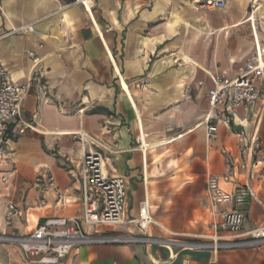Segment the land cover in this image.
<instances>
[{
  "label": "crops",
  "instance_id": "obj_1",
  "mask_svg": "<svg viewBox=\"0 0 264 264\" xmlns=\"http://www.w3.org/2000/svg\"><path fill=\"white\" fill-rule=\"evenodd\" d=\"M204 1L0 0V65L16 86H30L0 155V235L83 217L84 150L102 154L129 193L123 224L83 226L88 233L139 235L134 221L147 204L154 238L212 236L234 206L213 207L210 177L228 194L250 187L244 231L264 225V101L236 109L230 128L211 122L216 138L207 137L205 121L213 79L238 77L264 48V0H225L211 10ZM76 133L88 142L75 141ZM9 204L20 211L11 226ZM0 264L39 263L0 242ZM61 264H264V246L212 253L87 245Z\"/></svg>",
  "mask_w": 264,
  "mask_h": 264
},
{
  "label": "built area",
  "instance_id": "obj_2",
  "mask_svg": "<svg viewBox=\"0 0 264 264\" xmlns=\"http://www.w3.org/2000/svg\"><path fill=\"white\" fill-rule=\"evenodd\" d=\"M225 5V0H206L201 4V8L222 9ZM30 56L33 57V54ZM263 56L264 48L258 47L255 56L246 62L238 77L230 79L217 76L213 79L214 88L209 91L211 111L205 118L209 139L216 138L218 132L217 125L211 122L230 128L236 109L264 101ZM29 92L30 86H16L11 73L0 65L1 156L5 155L8 127L22 120L23 104ZM220 108H224L223 115L217 112ZM73 137L81 144L88 142L83 133H76ZM104 161L103 155L98 152L84 150L82 154L78 165L82 176L84 204L81 219H47L29 235L4 234L0 235V242L19 246L28 262L39 264H61L73 250L87 245L143 244L165 249L179 248L212 253L264 246V225L252 231H244L246 210L254 198L253 190L244 186L228 194L220 188L217 177H210L207 183V193L213 207L231 204L234 208L221 214V221L214 225L215 233L212 236L199 238L197 241L154 238L148 234L153 220L147 204L141 207L139 220L134 221L141 230L139 235L86 232L83 226H117L124 222L129 198L126 180L123 177L110 176ZM224 181L228 182L229 177H224ZM19 213L14 204L7 206L5 219L9 226Z\"/></svg>",
  "mask_w": 264,
  "mask_h": 264
},
{
  "label": "bare ground",
  "instance_id": "obj_3",
  "mask_svg": "<svg viewBox=\"0 0 264 264\" xmlns=\"http://www.w3.org/2000/svg\"><path fill=\"white\" fill-rule=\"evenodd\" d=\"M83 2H84V4L86 5V6H91L92 5V0H83ZM256 3V2H255ZM250 20L251 21H255V17L254 16H252L251 18H250ZM255 28V27H254ZM124 87H125V89H127V85L124 83Z\"/></svg>",
  "mask_w": 264,
  "mask_h": 264
},
{
  "label": "trees",
  "instance_id": "obj_4",
  "mask_svg": "<svg viewBox=\"0 0 264 264\" xmlns=\"http://www.w3.org/2000/svg\"><path fill=\"white\" fill-rule=\"evenodd\" d=\"M66 2H68V3H73V2H75L76 0H65Z\"/></svg>",
  "mask_w": 264,
  "mask_h": 264
}]
</instances>
